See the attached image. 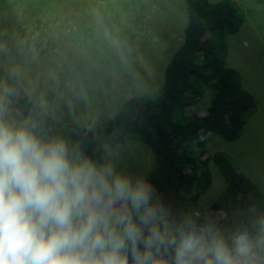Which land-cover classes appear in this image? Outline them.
<instances>
[{"label":"clouds","instance_id":"1","mask_svg":"<svg viewBox=\"0 0 264 264\" xmlns=\"http://www.w3.org/2000/svg\"><path fill=\"white\" fill-rule=\"evenodd\" d=\"M126 23L121 0L0 4V264H264V203L184 207L97 154V97L139 78Z\"/></svg>","mask_w":264,"mask_h":264},{"label":"trees","instance_id":"2","mask_svg":"<svg viewBox=\"0 0 264 264\" xmlns=\"http://www.w3.org/2000/svg\"><path fill=\"white\" fill-rule=\"evenodd\" d=\"M184 3L183 40L164 68L161 91L127 99L115 118L97 124L87 135L98 138L97 154L128 139H141L153 156L147 178L167 199L184 207H236L249 196L264 203L259 188L230 156L206 148L209 138L236 140L257 107L238 70L227 64L228 38L240 31L244 15L230 0ZM207 88L210 102L200 109L197 103ZM58 130L72 139L78 138L75 131H84L67 122L50 129ZM211 164L219 169L224 187L216 199L201 206L199 199L212 182Z\"/></svg>","mask_w":264,"mask_h":264},{"label":"rangeland","instance_id":"3","mask_svg":"<svg viewBox=\"0 0 264 264\" xmlns=\"http://www.w3.org/2000/svg\"><path fill=\"white\" fill-rule=\"evenodd\" d=\"M212 3L220 0H209ZM238 5L244 15L240 31L228 38L227 64L238 70L245 90L253 94L257 107L251 112L239 137L234 141L222 137L209 138L206 148L209 152L223 151L230 156L241 171L264 195V0H230ZM33 0H17L21 5H31ZM84 5L88 0H71ZM127 13L125 34L134 48L135 68L138 80L135 85L127 80L117 82L97 97V124L110 120L109 114H118L122 104L137 96H154L164 85V68L176 49L182 43L187 24L184 0H121ZM3 0H0V4ZM82 11V8L79 9ZM23 15H34L31 8ZM17 25L14 16L9 15V24ZM19 27V25H17ZM210 90H203L197 103L198 108L209 104ZM115 115V116H116ZM112 119V118H111ZM67 123H71L65 121ZM122 151L132 153L128 161L133 170L146 176L153 166V156L148 145L141 139H128L117 144ZM212 182L199 199L202 206L219 195L224 179L219 169L211 164Z\"/></svg>","mask_w":264,"mask_h":264}]
</instances>
